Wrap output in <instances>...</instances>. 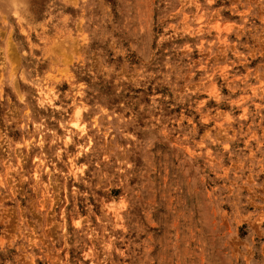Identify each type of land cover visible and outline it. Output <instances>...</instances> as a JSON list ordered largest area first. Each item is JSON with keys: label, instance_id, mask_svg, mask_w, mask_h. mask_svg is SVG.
Segmentation results:
<instances>
[{"label": "rangeland", "instance_id": "1", "mask_svg": "<svg viewBox=\"0 0 264 264\" xmlns=\"http://www.w3.org/2000/svg\"><path fill=\"white\" fill-rule=\"evenodd\" d=\"M0 264H264V0H0Z\"/></svg>", "mask_w": 264, "mask_h": 264}]
</instances>
